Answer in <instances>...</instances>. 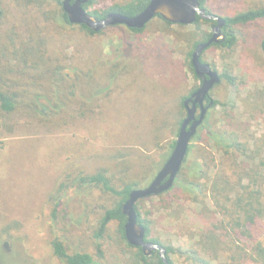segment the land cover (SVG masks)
I'll list each match as a JSON object with an SVG mask.
<instances>
[{
  "label": "rangeland",
  "instance_id": "rangeland-1",
  "mask_svg": "<svg viewBox=\"0 0 264 264\" xmlns=\"http://www.w3.org/2000/svg\"><path fill=\"white\" fill-rule=\"evenodd\" d=\"M43 1L41 7L35 0H4L3 29L18 33L40 30L51 41L52 55L66 56L67 65H72L74 59L82 68L99 59L119 57L114 51L122 37L130 46L125 54L131 63L129 71L99 101L89 118H78L50 134L28 128L8 137L0 130V264H64L54 254L53 243L59 239L70 254L86 252L97 260L100 243L104 252L102 264H132L117 244L118 223H111L101 241L96 237L102 213L118 199L103 194L97 187L81 185L79 179L104 170L115 186L123 187L142 181L146 168L160 167L163 155L178 136L173 127L179 101L195 85H201L188 67L189 30L173 26L168 33H161L155 23L137 39L124 28L89 37L79 30L66 31L46 22L43 14L54 9V4L51 0ZM127 1L97 0L96 4L98 9H107ZM209 1L221 17L261 3ZM239 34L234 53L227 55L213 49L203 55L219 74L227 70L238 78L236 87L216 85L210 98L234 102V115L250 126L249 135L262 138L264 110H252L253 105L259 106L264 100V56L258 44L264 37V23ZM247 105L253 116L246 113ZM210 113L221 126L230 108L218 107ZM157 173L151 176L153 180ZM143 207L149 211L146 217L153 236L174 247L188 250L204 233L213 230L211 215L199 214L189 201L178 213L170 207L157 210L149 203ZM223 217L218 215L214 219L220 221ZM233 236L239 247L242 240ZM261 239L264 245V236ZM211 250L205 255L207 259L211 258ZM173 260L176 264H193L179 256H173Z\"/></svg>",
  "mask_w": 264,
  "mask_h": 264
},
{
  "label": "trees",
  "instance_id": "trees-1",
  "mask_svg": "<svg viewBox=\"0 0 264 264\" xmlns=\"http://www.w3.org/2000/svg\"><path fill=\"white\" fill-rule=\"evenodd\" d=\"M63 1L51 0L54 9L45 11V21L52 22L59 29L66 31L79 30L89 37L124 28L137 39L155 23L161 33H168L173 26L189 30L186 35L189 48L188 67L195 80L201 82L192 65V55L199 45L211 40L216 22L198 17L195 24L184 26L166 22L158 16L141 30L114 26L95 32L84 25H72L63 10ZM150 1L129 0L107 9H98L97 0H90L84 5V9L97 20H102L112 13L135 17L144 11ZM199 1L201 8L208 14L216 15L209 0ZM35 2L43 7V0ZM5 17L4 0H0V130L4 131V136L10 137L15 131L28 128H34V132L50 134L77 122L78 118H89L95 113L99 101L110 94L113 85L130 69V57L127 58L125 54L130 46L125 38L121 37L120 45L114 51L119 57L99 59L82 68L74 59L72 65H67L66 56L56 53L52 55L51 41L44 37L40 30L29 29L25 33H18L14 29L4 30L2 26ZM221 18L226 21L222 30L225 40L213 44L203 55L213 49L227 55L234 53L239 45V33L264 23V0H261L257 7ZM258 44L264 56V37ZM203 55L201 62L208 64ZM219 75L220 83L229 87L237 86L238 78L230 71L225 70ZM198 88L195 85L189 95L180 99L178 111L174 116L175 134L179 133L187 116L184 102ZM210 101L213 105L191 142L188 157L174 186L163 194L140 200L135 207L138 222L146 229V242L165 248L169 264H176L173 256H179L193 264H264V245L261 239L264 236V137L249 135L250 126L241 123L234 115V102L226 103L210 98L207 105ZM248 106H245L246 113L253 116L252 112L264 110V100L262 99L259 106L258 103L253 105L252 112L248 111ZM218 107L230 108V113L225 114L221 126L210 113ZM175 142L170 144L168 152L163 155L159 168L145 169L142 181H132L123 187H117L104 170L79 179L81 185L97 187L103 194L118 199L111 209L105 208L102 213L96 237L101 241L111 223H118L117 244L121 246L124 258L132 261V264H164L158 252L145 256L141 248L131 246L127 242L124 231L126 217L122 208L133 190L150 185L153 181L151 176H155L166 163ZM186 201L197 207L199 214L209 213L210 225L213 228L203 234L204 241L202 236L198 243L188 250L155 238L151 222L146 217L149 211H145L143 207L145 203H149L157 207V210L170 207L178 213L184 210L182 206ZM218 215L224 216L223 220L227 222L215 220ZM233 235L242 240L243 243L239 247L233 242ZM53 248L56 258L64 264H102L104 259L100 243L97 245V260L86 252L70 254L60 239L53 243ZM210 249L211 258L207 259L205 255Z\"/></svg>",
  "mask_w": 264,
  "mask_h": 264
},
{
  "label": "water",
  "instance_id": "water-1",
  "mask_svg": "<svg viewBox=\"0 0 264 264\" xmlns=\"http://www.w3.org/2000/svg\"><path fill=\"white\" fill-rule=\"evenodd\" d=\"M90 0H64L63 10L72 25H84L95 32L103 31L109 27L125 26L130 29H143L156 17L166 22L190 26L196 23L197 18L216 22L211 40L199 45L192 55V65L196 75L201 79L200 87L184 102L187 113L178 133L175 146L163 167L154 180L145 188L135 189L128 201L123 205L122 212L126 217L124 226L125 238L134 247L141 248L145 256L158 252L164 264H169L167 252L162 246L146 242V229L138 222L135 207L140 200L158 196L172 189L178 175L188 157L193 138L205 122V118L213 102L210 100L211 91L221 82L219 73L211 65L201 62L202 55L213 44L224 42L225 35L222 30L226 21L217 16L210 15L201 8L199 0H151L149 5L139 15L127 17L112 13L102 20L91 16L84 5ZM199 111V112H198ZM7 248V245H5Z\"/></svg>",
  "mask_w": 264,
  "mask_h": 264
},
{
  "label": "flooded vegetation",
  "instance_id": "flooded-vegetation-1",
  "mask_svg": "<svg viewBox=\"0 0 264 264\" xmlns=\"http://www.w3.org/2000/svg\"><path fill=\"white\" fill-rule=\"evenodd\" d=\"M208 104V102L206 103V105ZM199 112V111H198ZM5 249V248H4Z\"/></svg>",
  "mask_w": 264,
  "mask_h": 264
}]
</instances>
